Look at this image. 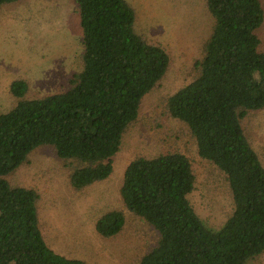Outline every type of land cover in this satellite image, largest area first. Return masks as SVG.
<instances>
[{
    "label": "trees",
    "instance_id": "1",
    "mask_svg": "<svg viewBox=\"0 0 264 264\" xmlns=\"http://www.w3.org/2000/svg\"><path fill=\"white\" fill-rule=\"evenodd\" d=\"M17 0H0V6ZM82 30V68L64 89L24 98L26 79L11 82L16 105L0 112V264H90L57 252L45 239L39 193L8 177L40 145H53L81 189L110 176L126 129L143 98L164 76L170 56L135 30L127 0H74ZM213 27L195 60L196 76L167 98L169 114L194 136L198 153L225 174L234 208L224 225L207 227L188 199L196 175L180 151L138 156L126 166L121 195L129 212L158 231L137 264H249L264 252V165L242 121L264 109L262 0H205ZM126 222L111 209L95 222L112 237Z\"/></svg>",
    "mask_w": 264,
    "mask_h": 264
},
{
    "label": "rangeland",
    "instance_id": "2",
    "mask_svg": "<svg viewBox=\"0 0 264 264\" xmlns=\"http://www.w3.org/2000/svg\"><path fill=\"white\" fill-rule=\"evenodd\" d=\"M127 1L135 9L136 32L164 47L170 63L155 89L143 98L138 119L124 132L110 176L75 189L67 160L58 157L53 145H40L8 177L13 185L39 193V219L48 244L90 264H137L157 242L158 231L129 212L121 195L126 166L138 156L180 151L190 157L196 181L188 199L207 227L220 229L234 208L226 174L199 155L188 126L167 108V98L197 74L194 62L202 56L214 23L206 1ZM79 22L74 0H17L0 6V112L18 101L10 91L12 81L26 79L29 89L24 98L33 99L64 89L68 77L81 70ZM258 34L264 50V21ZM242 124L264 165V109L249 112ZM111 209L122 210L126 222L118 234L105 237L95 222ZM249 264H264V252Z\"/></svg>",
    "mask_w": 264,
    "mask_h": 264
}]
</instances>
